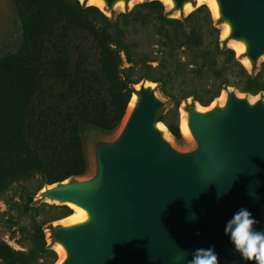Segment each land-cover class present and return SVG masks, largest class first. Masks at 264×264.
Instances as JSON below:
<instances>
[{"label": "trees", "instance_id": "16d2710c", "mask_svg": "<svg viewBox=\"0 0 264 264\" xmlns=\"http://www.w3.org/2000/svg\"><path fill=\"white\" fill-rule=\"evenodd\" d=\"M14 4L22 43L0 56V201L15 189L32 221L21 228L29 249L0 240V264L58 261L46 230L74 211L36 196L87 174L82 125L117 130L142 81L157 83L174 102L176 109L158 121L178 141L183 101L209 106L229 87L264 94V63L252 72L244 65L207 4L180 18L161 0L111 16L81 0Z\"/></svg>", "mask_w": 264, "mask_h": 264}, {"label": "water", "instance_id": "95a60500", "mask_svg": "<svg viewBox=\"0 0 264 264\" xmlns=\"http://www.w3.org/2000/svg\"><path fill=\"white\" fill-rule=\"evenodd\" d=\"M105 1L107 9L116 7V0ZM192 1L174 0L171 12L184 13ZM218 2V21L231 25L223 39L245 40L244 56L257 67L264 55V0ZM148 82L155 83L135 86L136 106L117 139L97 141L96 175L40 192L41 198L74 203L89 213L82 223L51 228L55 244L67 250L62 264H180L174 260L180 250L209 245L219 264H252L233 251L223 230L242 207L264 230V96L251 103L233 90L224 107L202 111L192 104L187 114L199 147L180 153L158 127L165 102ZM251 190L258 200L249 196Z\"/></svg>", "mask_w": 264, "mask_h": 264}, {"label": "rangeland", "instance_id": "374dc122", "mask_svg": "<svg viewBox=\"0 0 264 264\" xmlns=\"http://www.w3.org/2000/svg\"><path fill=\"white\" fill-rule=\"evenodd\" d=\"M143 1L146 0H132L129 3L123 2L122 5L116 6L113 10L105 8L104 11L109 16H111L113 13L118 14L119 12L127 11L128 9L133 8L137 3ZM190 4L193 5L194 8L197 6L194 1H192ZM167 10L171 11L172 9L167 7ZM189 12L190 11L188 10H185L184 13L172 11V16L180 18L182 14L187 15ZM215 19L218 20V17H215ZM220 27L222 28V38H225L223 36V32L225 31L224 24L221 23ZM21 43H22V29H21V23L18 16V12L14 4V0H0V56L17 51ZM240 57L243 58V56ZM263 63H264V55L261 56L260 59L258 60L257 68L259 69ZM247 68L251 72L253 71V66L251 64L247 66ZM154 87H156L159 97L165 102V106L160 111V114L170 113L174 109H176L174 102L161 92L159 86L155 84ZM233 90L238 91L242 95H245L250 98L256 97L258 99L261 96H264V94L251 95V94L242 93L235 87H229L227 90H224L222 94L227 96L228 91H233ZM222 94L219 97V99L218 98L215 99L209 106L214 107L221 104L222 102L221 100L224 97ZM192 104L201 107H209V106H203L199 102H194L192 98L183 101L178 108L179 124L182 115L188 113V109ZM120 130H121V126L115 131L107 132L98 129L93 125H89V124L82 125V137L87 155L88 171L85 176L76 179L85 180V179H90L96 175L97 141L113 142L117 139ZM169 142L173 146V148L180 153H190L197 150L199 147L198 142L196 141L195 138L188 137L184 134H183V139L180 141L176 140L175 137L172 135V140ZM32 184L33 186H36L38 184V180L33 181ZM40 192L41 191H39V193L37 194L36 200L40 202H46L48 204L66 205L61 202L54 201L48 198H41ZM20 202H21L20 195L15 189H11L9 191V197L7 200L5 198L4 200L0 201V240L8 241L16 249L25 250V249H29L30 245L27 243V240L21 228L22 226H28L32 221V217L30 214L22 212L20 208ZM73 211H75V209H73ZM63 223L64 221L62 220L55 221L53 223V227H56ZM46 233H47L48 243L49 244L52 243L53 247L55 248L56 244L52 239V229H47Z\"/></svg>", "mask_w": 264, "mask_h": 264}, {"label": "clouds", "instance_id": "9594fccd", "mask_svg": "<svg viewBox=\"0 0 264 264\" xmlns=\"http://www.w3.org/2000/svg\"><path fill=\"white\" fill-rule=\"evenodd\" d=\"M248 194L254 200L259 199L254 190L249 191ZM219 195L223 193H218ZM190 218L194 220L195 215ZM259 223L260 221L255 219L247 208L242 207L225 222L223 230L233 251L238 253L242 260L252 264H264V230L256 228ZM174 260L180 264H219L214 245H209L206 249L196 248L191 252L180 250Z\"/></svg>", "mask_w": 264, "mask_h": 264}, {"label": "bare ground", "instance_id": "6f19581e", "mask_svg": "<svg viewBox=\"0 0 264 264\" xmlns=\"http://www.w3.org/2000/svg\"><path fill=\"white\" fill-rule=\"evenodd\" d=\"M81 1H85V0H81ZM88 4L91 5H96L98 7H100L101 9L105 10L106 8V1L105 0H86ZM167 7L169 8H173L175 5L174 0H161ZM123 0H116L115 1V6L118 5H122L123 4ZM195 4L196 5H201V4H207L213 14L214 17H218L220 14V6H219V2L218 0H195ZM194 6L191 5L190 3H186L185 4V9L188 11L193 10ZM224 27H225V31L223 32V36L226 37L230 34L231 32V25L228 21H226L224 23ZM229 46L232 47L233 49H235V51L237 52V54L239 56H243V58L241 57L242 62L244 63V65L247 67L250 65V59L245 55V52L247 51V44L245 40H240V39H231L228 42ZM148 85H155V83H151L148 82ZM137 88H139V84L136 85ZM224 97L221 100V107H224L226 105L227 102V96L222 94ZM219 99V97H218ZM257 100L256 97L254 98H250V102L254 103ZM136 102H137V95L133 94L132 99L129 103L128 109H127V113L122 121L121 124V129H123V127L126 125L131 113L133 112L135 106H136ZM199 110H209L211 109V106L209 107H201L198 106ZM158 127L163 131V136L164 138H166L167 140L171 141L172 140V134L169 131L167 125L164 122H159L158 123ZM180 128L181 131L184 135L188 136V137H193V133L192 130L190 128V124H189V116L187 113H185L184 115H182L181 119H180ZM73 209H75V213L73 212L71 215L61 219L62 221H64V225L66 226H70V225H74V224H78V223H82L84 221H87L89 219V213L87 212L86 209H84L83 207L76 205L74 203H68ZM55 249L57 250L58 254H59V259L55 264H62L65 259L67 258V250L64 247V245L62 243H57Z\"/></svg>", "mask_w": 264, "mask_h": 264}]
</instances>
